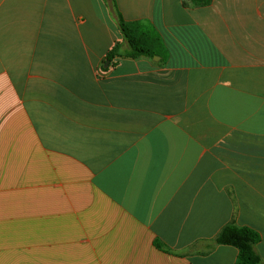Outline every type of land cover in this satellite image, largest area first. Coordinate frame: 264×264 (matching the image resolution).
I'll return each instance as SVG.
<instances>
[{
	"label": "crops",
	"instance_id": "crops-1",
	"mask_svg": "<svg viewBox=\"0 0 264 264\" xmlns=\"http://www.w3.org/2000/svg\"><path fill=\"white\" fill-rule=\"evenodd\" d=\"M119 19L160 57L105 70ZM12 146L25 168L103 170V229L2 216L0 264H102L100 246L103 264H236L215 243L230 223L264 262V0H0Z\"/></svg>",
	"mask_w": 264,
	"mask_h": 264
},
{
	"label": "rangeland",
	"instance_id": "rangeland-1",
	"mask_svg": "<svg viewBox=\"0 0 264 264\" xmlns=\"http://www.w3.org/2000/svg\"><path fill=\"white\" fill-rule=\"evenodd\" d=\"M24 166L18 147L12 146L11 153L0 152L1 218L6 216L12 226L103 229V170ZM99 248L92 263L103 264V246Z\"/></svg>",
	"mask_w": 264,
	"mask_h": 264
},
{
	"label": "trees",
	"instance_id": "trees-1",
	"mask_svg": "<svg viewBox=\"0 0 264 264\" xmlns=\"http://www.w3.org/2000/svg\"><path fill=\"white\" fill-rule=\"evenodd\" d=\"M199 5H206L210 0H193ZM118 28L123 37L122 42H117L106 55V62L109 64L105 70L115 66L117 58L139 59L142 57L152 58L160 55L155 49L159 45V39L150 30L139 26L136 23H127L119 19ZM261 241L260 234L251 227H239L234 223L227 224L215 240L217 245H227L238 250L236 264H264L257 245ZM156 246L162 248L156 241Z\"/></svg>",
	"mask_w": 264,
	"mask_h": 264
},
{
	"label": "water",
	"instance_id": "water-1",
	"mask_svg": "<svg viewBox=\"0 0 264 264\" xmlns=\"http://www.w3.org/2000/svg\"><path fill=\"white\" fill-rule=\"evenodd\" d=\"M108 64H109V62L107 61L105 65L108 66Z\"/></svg>",
	"mask_w": 264,
	"mask_h": 264
}]
</instances>
